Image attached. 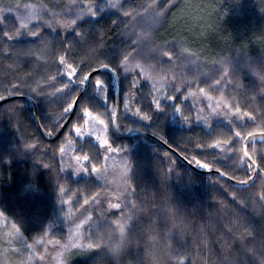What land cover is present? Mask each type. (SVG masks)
<instances>
[{"label":"trees","instance_id":"16d2710c","mask_svg":"<svg viewBox=\"0 0 264 264\" xmlns=\"http://www.w3.org/2000/svg\"><path fill=\"white\" fill-rule=\"evenodd\" d=\"M120 2L124 7L117 11L111 4L118 0H0V20L7 22L0 23V36L21 29L12 42L0 39V95L33 99L49 138L61 131H53L62 103L56 92L59 79L49 78L64 71L52 56L53 48L63 46L68 30L59 20L87 16L77 29L83 36L70 50V55L78 57L77 63L86 59L99 67L98 61L115 64L120 54L138 52L117 75L118 132L125 139H118L113 131L117 89L109 71L96 74L108 84L107 105L93 92L92 80L81 100L98 106L94 114L106 122L111 116L109 130L100 125L101 135L95 121L87 125L74 121L82 126L83 136L78 137L69 125L58 141L49 142L38 130L31 102L17 99L0 106V212L4 213L0 215V264H7L9 254L16 253L13 249L23 242L34 245L24 250L40 257L62 250L76 236V224L89 214L92 221L80 229L82 241L103 240L107 245L96 264H184L189 256L192 264H260L264 261V204L252 199L251 193L264 189V181L258 180L248 192L237 181L246 178L244 164H255L264 147L246 153L239 141L232 151L226 142L216 149L210 145L215 140H231L236 126L237 131L253 134L247 141L250 145L264 132V81L259 78L264 74V0H173L176 7L159 18L149 8L154 0ZM89 4L97 11L96 17L90 15ZM133 9L140 14L136 19L123 15ZM49 25L59 30H47ZM41 29V40L29 34ZM68 35L70 41L75 40L71 32ZM149 51L155 52L154 60H149ZM169 51L172 63H160ZM141 56V77L150 80L137 78L141 87L136 91L129 81L136 78ZM21 79L27 82L22 95L13 93L10 82ZM205 79L207 84L202 83ZM175 86L181 92L173 102L167 97ZM200 87L211 88L210 96L199 92ZM190 91L195 95H188ZM156 103L164 111L156 110ZM173 103L181 112L173 110ZM233 103L247 105L243 110L252 108L260 118L254 124L243 113L238 116L231 109ZM205 121L212 127H206ZM98 136L107 137L119 151L105 152ZM59 146L65 148L64 153L58 151ZM84 154L93 159L77 164L75 156ZM104 156L110 158L104 160ZM203 161L213 170L202 168ZM92 164L105 165L99 179L90 174ZM129 166L130 173L126 172ZM192 166L209 173L201 175ZM77 167H86L89 173L78 174ZM98 191L101 199L94 205L91 198ZM114 194L122 203L135 201V209L125 208L123 218H109L108 205L117 202ZM85 199L90 201L87 211L81 208ZM241 199L246 206L238 205ZM13 223L21 224V233L15 232ZM233 226L241 233H254V239L248 240L247 235L240 239L239 231L230 234ZM41 231L43 238L36 236ZM32 236L33 240L28 239ZM79 253L68 264H91L90 256Z\"/></svg>","mask_w":264,"mask_h":264},{"label":"snow or ice","instance_id":"6c2138e0","mask_svg":"<svg viewBox=\"0 0 264 264\" xmlns=\"http://www.w3.org/2000/svg\"><path fill=\"white\" fill-rule=\"evenodd\" d=\"M92 5L89 4V13L92 17L97 16V11H94L93 8L91 7ZM124 7V4L118 0V4H111V8L114 10H119ZM176 7V4L173 2V0H167V3H164L163 0H161L160 3H156L154 0V3L149 6V8L155 13L154 18H159L163 15H166L167 11H170L172 8ZM264 10V9H262ZM147 9L145 10V14H147ZM123 15L130 20L136 19L140 14L133 9L132 11H124ZM87 16L84 15H77L75 18L68 19V20H59L58 23L61 25H66L68 30L64 31V43L63 46L59 50L53 48L52 50V56L55 60H58V65L64 66V71L59 72L57 76H49V78L53 81H57L59 79V86L56 87V92L57 94L61 97V105H60V113L58 116V119L55 121V128L53 131L56 129H63V128H68L69 125H71V129L79 136H83V130L82 126H78L77 123H74V121L79 122L83 121L84 125H87L90 121H95L99 125L103 126L105 131L109 130V126L112 125L111 122V116H109L108 121L106 122L104 119L101 118L100 114H94L96 113V110L99 108L98 106L95 105H90L87 102H81L82 100V95L80 92V88H83L87 85L88 81L91 79L92 80V90L94 93H97L99 96V99L101 103L106 106L108 103V96L106 94V89L108 88V84L105 82L104 79L101 78L100 75H95L96 73H99L101 71H110L115 75L121 74L123 69V65L127 64L130 60H132L134 57L138 55L137 51H129V52H124L120 54L118 61L115 64H112L107 61H98L99 67L94 66L93 64H89L88 60L86 59H79V63H77L78 57L76 54H71L70 55V50L73 48L74 43L78 44L79 43V38L83 36L82 31H77V29H80L82 27H79V25L83 22V20ZM39 21V18H37V22ZM0 23L6 24V21L0 20ZM47 30L51 31H58L59 29H52L51 26L49 25L47 27ZM21 29L16 27L14 31H4L2 33V36H0V39L7 40L9 42L14 41L19 35H20ZM43 30L41 29L40 31H34L30 32L29 34L33 37L36 38V40H41L43 36ZM69 32L72 33V37L75 38L74 41L69 40ZM139 42L137 41L136 43L132 44V48L136 49L137 44ZM28 55H33V53L29 52ZM163 57H166V60H163V58L160 59V63H172L173 59V52H165L163 53ZM148 58L149 60H154L155 59V52L149 51L148 53ZM40 59H43L41 56ZM144 60V57L141 56L140 59L137 61V69L138 71L136 72V78L131 79L129 81V87L135 89L136 91H139L141 85L137 83V78H142L141 77V70H142V61ZM71 61V62H69ZM67 66V67H65ZM85 68L87 70L85 71ZM131 75V73H129ZM225 76L230 75V73H225ZM32 77L29 76L28 80H30ZM261 81H264V74H260L259 76ZM144 81H149L150 77H145L142 78ZM65 80L67 82H65ZM202 83L207 84V79L202 81ZM27 82L25 80H19L18 83L16 84H11L10 82V87L12 89L13 93H20L22 95L21 89L26 86ZM219 81H213L214 86H218ZM74 86H79L75 87ZM7 91V89H5ZM199 92H202L206 95L210 96L211 93V88L207 87H200L198 89ZM180 92L181 89L179 87H174L172 89V95H169L167 99L170 97V101L175 102L180 98ZM101 93H104L101 95ZM188 95H195V93H192L191 91L188 93ZM10 97L5 96V95H0V102L8 100ZM125 106H127V101H125ZM173 110L181 112V108L177 106L175 103L172 105ZM247 105H238L236 103H233L231 106V109L239 116L241 113H243L248 119H252L253 123L255 124L256 119L260 118L257 117L256 111L253 110L252 108H249L247 111L243 110ZM77 109H79V113H77ZM156 110L164 111V108L161 107L160 103H156ZM137 111H140L139 109ZM202 111V110H201ZM262 116H264V113H262ZM65 117L68 119L65 120ZM75 118V119H74ZM144 119L148 120L149 117L147 115L144 116ZM185 119L187 120L188 117L185 116ZM200 122V119H197V123ZM205 126L206 127H212V123L210 121H205ZM237 128L239 126H236L232 130V139L228 140L225 138L224 140H215L213 144L210 145L211 148L216 149L219 148L221 145V142H226L228 145L229 150H233V146L236 144L237 141L241 142L242 148L244 152L251 153L253 148H261L264 147V132H261L259 134V137L257 140H255L251 145L248 144L247 141L252 140V133L248 131H237ZM49 135L52 134V132L48 133ZM158 135V137L161 139L163 142H167L165 137L159 133H154ZM96 140L99 141V143L104 147V151L109 153V149H111V153H117L119 149L113 146V143L110 142V140L107 137L100 138L96 137ZM85 142L87 143L88 140L86 138ZM29 147H35V145H29ZM203 145H198V148H202ZM58 151L60 153H64L65 148L63 146H59ZM99 155V152H98ZM104 160H108L110 157L104 156L102 157ZM82 160L84 161H90L93 159L88 154H84L83 156L77 155L75 156V160L77 161V164ZM193 160H195V157H193ZM8 162L10 163V158L8 159ZM243 164V161L241 162ZM105 165L101 164L99 167L96 164H92L90 174H95V177L99 179V174L101 173L102 169L104 168ZM202 168L212 171V165L209 164L208 162H202L200 165ZM47 167V165H45ZM130 167L126 169V172L130 173ZM172 169L169 168L167 172H171ZM217 172H219L218 169H216ZM243 171L246 174V178L238 180V184L241 186L242 191L248 192L250 188H253L256 184L257 181H264V154L258 155L256 157L255 164L252 163H247L244 164L243 166ZM76 172L79 174L81 172L83 173H89V169L86 167H77ZM61 192L64 191L63 188L60 189ZM129 190L134 194L135 189L132 184L129 185ZM116 195V201L117 202H111L108 205V212L107 216L109 218L112 217H119L123 218V213L125 208H131L135 209L136 204L135 201H130L127 200L126 202H121V198L119 197L118 194ZM236 193L232 194V198L235 201L236 199ZM252 199L264 204V189H261L258 192H253L251 193ZM101 199V191H98L95 193V195L91 198L92 203L94 205L97 204L98 201ZM90 201L88 199H85L83 202V205H81V208L87 211L85 206L89 205ZM238 205H245V200L241 199L238 201ZM0 215H4V213L0 212ZM78 219V218H77ZM92 221V216L89 214L86 219H81L78 224L75 226V230L77 233L80 232L81 226ZM106 223L110 224V220L107 221ZM12 228L15 230L16 233H21L22 231V226L20 223H13ZM230 234H234L235 232L239 231L238 226H233L228 229ZM240 232V231H239ZM245 235H247L248 240L254 239L255 234L254 233H241L240 232V239H244ZM37 237L43 238L44 232H38L36 233ZM235 237V236H234ZM28 239L33 240L32 237H28ZM129 239H131V231L129 230ZM51 243H59L58 241H51ZM33 244H29L26 242H23L21 247L19 249H13L17 253V255H20V253L24 250V248L31 249L33 248ZM67 247V246H66ZM72 248L79 249L81 255L85 256H90L91 257V264H96V261L100 260L103 256L104 253L107 249V245L103 242V240H95V241H90L87 244H71ZM181 247H183L181 245ZM171 264V262H170ZM184 264H192V259L191 256H189L188 259L185 260ZM260 264H264V261H261Z\"/></svg>","mask_w":264,"mask_h":264},{"label":"rangeland","instance_id":"374dc122","mask_svg":"<svg viewBox=\"0 0 264 264\" xmlns=\"http://www.w3.org/2000/svg\"><path fill=\"white\" fill-rule=\"evenodd\" d=\"M97 127L99 128L100 125L97 124ZM97 132H99V134L101 135L100 128L97 130ZM74 243L84 244V241H82L81 232L76 234L72 242H70L67 247L50 256L40 257L34 254V252L24 250L22 251L23 258L21 255H17V253H10L8 256L7 264H68L73 255L80 251L79 249L71 247V244Z\"/></svg>","mask_w":264,"mask_h":264},{"label":"water","instance_id":"95a60500","mask_svg":"<svg viewBox=\"0 0 264 264\" xmlns=\"http://www.w3.org/2000/svg\"><path fill=\"white\" fill-rule=\"evenodd\" d=\"M102 72H106V71H101V72H99V73H102ZM109 72H110V71H109ZM96 74H98V73H96ZM96 74H95V75H96ZM114 76H115V79H116V89H117V100H116V112H117V113H116V119H115V124H114V129H113V130H114V132H115V134H116V136H117L118 138H124V137H121V136L118 135V130H117L118 119H119V110H120V83H119L118 76L115 75V74H114ZM90 81H91V79L88 81V83H87V85L85 86L83 92L81 93L82 98H83V96L86 94V92H87V90H88V88H89ZM17 99H19V100H26V101H29V102H31V103L33 104V106H34V108H35V110H36V118H37V126H38V130H39L40 134L43 136V138H44L45 140H47V141H49V142H56V141H58V140L61 138V136L63 135V133L65 132V130H66L67 128H63V129L60 131V133H59L55 138H49V137H47V136L44 134V131H43L42 127H41L40 120H39L38 108H37V105H36V103L34 102L33 99L28 98V97H12V98H9V99L6 100V101L0 102V106L4 105V104H6V103H8V102H10V101L17 100ZM246 153H247V152H246ZM192 167H193V166H192ZM193 169H194L196 172H198L199 174H201V175H204V174H208V173H209V172L200 171V170L196 169L195 167H193Z\"/></svg>","mask_w":264,"mask_h":264},{"label":"bare ground","instance_id":"6f19581e","mask_svg":"<svg viewBox=\"0 0 264 264\" xmlns=\"http://www.w3.org/2000/svg\"><path fill=\"white\" fill-rule=\"evenodd\" d=\"M84 97V96H83ZM117 113V112H116ZM119 114H120V110H119ZM113 129H114V127H113ZM62 130V129H61ZM117 130H118V125H117ZM114 131V130H113ZM60 133V132H59ZM64 134V133H63ZM114 134H115V132H114ZM118 135L119 136H121L120 134H119V132H118ZM115 136H116V134H115ZM117 137V136H116ZM121 137H124V138H118V139H125V138H127V136H121ZM131 137V136H130Z\"/></svg>","mask_w":264,"mask_h":264}]
</instances>
